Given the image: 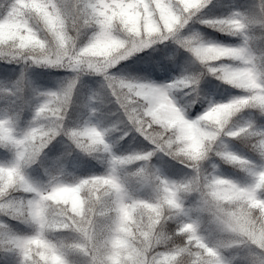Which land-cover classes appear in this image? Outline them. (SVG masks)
I'll list each match as a JSON object with an SVG mask.
<instances>
[{"label":"snow or ice","instance_id":"1","mask_svg":"<svg viewBox=\"0 0 264 264\" xmlns=\"http://www.w3.org/2000/svg\"><path fill=\"white\" fill-rule=\"evenodd\" d=\"M211 0H67L63 2V12L52 15L38 13L43 8L49 11L56 7L55 0H12L6 13L0 16V48L10 51L5 55L9 62L23 61L36 65L59 67L71 72L83 71L79 54L73 52L79 47L77 38L90 30V43L81 51L87 55L101 49L115 50L122 47L124 41L118 34L135 31L134 22L140 21L147 9L150 14L162 21L161 32L175 35L176 32L198 20L218 31L231 35H240L243 43L239 46L214 44L210 50L201 45L195 49L210 71L218 78L239 87L246 93L231 99L229 107L210 106L217 121L214 128L202 127L199 121L189 122L179 113L168 109H150L146 115L139 107L141 96L163 97L165 92L177 82L155 85L146 82H128L105 73V80L112 91L123 119L128 125L153 145L154 151L134 154L128 160L148 162L156 152L180 158L186 167L192 170V176L182 182H173L162 178L156 172H146L142 167L135 175L140 183L155 184L158 190L157 200L130 199L122 195L120 183L110 173L80 179L73 184L63 183L53 177L47 186L41 188L29 181L24 169L33 163L47 144L59 135L67 106L71 99L75 80L57 91L41 92V101L36 107L31 126L18 134L11 118L0 119V147L11 149L14 160L9 164H0V215L34 226V233L20 236L12 233L3 221H0V251L11 253L18 258V264H69L68 255L78 253L87 258V264H179L183 255L190 256L191 264H227L223 248L213 247L201 234L199 218L192 219L185 209L183 197L189 190H195L198 199L197 211L201 212L213 202L216 214L219 206L227 202L230 213L246 225L239 234H233L228 247L239 245L255 246L264 251V167L257 168L251 161L228 151L219 152L224 160L247 170L253 176V182L242 186L230 179L214 174H204L199 167L200 161L207 155V148L213 146L221 136L233 137L257 132L261 139L252 145L264 155V130H256L253 125L232 130L228 120L235 112L248 107L264 110V71L260 58L249 48L246 23L256 17L242 12L208 19L199 15ZM264 13V6L260 9ZM71 15V31L76 35L71 44L66 43V29L60 16ZM36 17L43 24L52 25V34L56 37V48L50 50L40 31L31 21ZM171 31L164 33V26ZM47 27V25H45ZM141 33L143 26L141 23ZM130 39L134 37L129 36ZM40 40L41 43H36ZM196 38L183 41L191 47ZM217 61L208 63V61ZM225 60L235 61L226 63ZM88 70L97 72L103 68L90 65ZM195 82V78L185 77L181 85ZM123 90V94L122 91ZM16 94V88L9 90ZM153 117H156L154 120ZM163 117V120L160 119ZM52 122L54 127H48ZM165 127L157 130L160 124ZM175 127L176 135H167ZM76 147L87 153L103 152L110 154L105 132L95 126L85 125L70 133ZM125 160H115L114 167L124 164ZM12 192L27 195L23 199H9ZM120 195L119 225L113 231L109 227L103 244L97 241L105 235L98 231L101 216H111L115 205L114 195ZM178 220L177 236L183 237V247H168L170 237L162 235L158 229L168 220ZM70 231L78 233L71 243L52 242L47 239L48 232ZM264 264V259H260Z\"/></svg>","mask_w":264,"mask_h":264},{"label":"trees","instance_id":"2","mask_svg":"<svg viewBox=\"0 0 264 264\" xmlns=\"http://www.w3.org/2000/svg\"><path fill=\"white\" fill-rule=\"evenodd\" d=\"M217 1L218 0H211L205 9L218 6L220 3ZM257 2L259 4V0H257ZM11 3L12 0H0V16H3L6 13ZM227 11L228 8H224L223 13H221V9L218 8V10H213V14H224ZM31 23L33 27L39 30L40 25L38 21H31ZM218 32L219 31H217V33ZM90 35V30L82 32L77 38L78 46H83L90 38ZM253 36L255 37L254 49L258 53L257 56L260 58L261 66L264 71V55H261L264 53V34H261L259 31H255ZM225 37L228 39L231 38L230 34L225 35ZM173 49L174 56L172 57L173 61L171 64H168V61L164 62L160 57L162 53L166 54V48H162L159 55L156 53H151L150 57L154 63V72L158 78H162L171 73L175 75V79L181 76H197L202 71L198 62H196L191 56L184 55L176 48ZM9 51V49L0 48V53H4L5 55ZM143 55L144 51L133 56L131 59L122 62L117 66V68L125 73H131L134 69L141 68L147 62V59H144ZM0 58H3V56H0ZM18 64L22 65L19 70L21 73L20 86L18 87L16 94L13 95L12 101H10V108L12 110L13 119L15 122L31 126L35 109L41 101L40 93L46 91H57L63 87H66L68 81L72 79L74 74L68 69L36 65L32 64L31 62L24 63L22 60L19 62L12 61L10 63V67L16 66ZM90 76L91 75L89 74H85L78 79L67 106L63 126H77L83 122V119L87 113V99L85 96V90L86 84L90 82ZM220 83L221 82L215 77L211 75H205L200 80L197 91L194 94V103L190 101L185 103L188 98H181L180 95H178L176 98L181 103V105L188 109L189 112H194L203 105V102L207 97L206 91L211 87L214 92H217L218 85ZM234 90L236 89H232V87L224 85L222 95ZM97 92L98 96H102L104 98V100L98 104V111L109 115H115L120 112L119 105L116 102L114 105L109 104L106 99L108 95L104 90L98 89ZM122 121L126 122L124 119H122ZM122 124L124 123L121 122L118 128L123 126ZM233 140L239 142V147L243 151L252 154L256 158H260L258 153L253 151L250 143L251 140L240 138H234ZM106 155L107 154L103 152L91 154L84 152L83 150L77 148L75 143L70 140L62 131L47 144V146L37 156L35 161L28 165L24 170L39 177L46 178L50 174L49 166L51 162L56 159H60L67 167L75 169L76 171H98L104 169ZM13 159L14 154L11 149L0 147V163L8 164L12 162ZM142 164L143 163L140 165L133 164L129 166L127 170L128 173H131L138 167L142 166ZM220 165L225 169H235L239 173L243 172L239 166L234 165L226 160H222ZM203 166L204 169L201 171L204 174H209L211 167L210 164L204 163ZM147 167L151 170V172H156L158 175L160 173H166L170 177V181L173 182L185 181L193 174L190 168L184 166L175 159L165 156H162L159 159L157 158L155 161L153 158H151L150 161L147 162ZM183 201L185 209L191 210L189 215L196 216L203 224L204 214L197 211L198 196L196 194H186L183 197ZM178 226V220L176 219L168 220L163 224L164 235L170 237V239L166 241V245L168 247L184 246L183 237L176 235ZM62 232L74 234L70 231ZM62 232H54L51 234L56 235ZM216 239L217 237L213 239V242H215ZM248 250L249 249L245 246L242 253L239 254L238 257L233 258L228 264H243V258L248 254ZM5 254L6 253L3 251H0V264H6ZM191 259L192 258L190 256L185 254L179 258V264H191Z\"/></svg>","mask_w":264,"mask_h":264},{"label":"clouds","instance_id":"3","mask_svg":"<svg viewBox=\"0 0 264 264\" xmlns=\"http://www.w3.org/2000/svg\"><path fill=\"white\" fill-rule=\"evenodd\" d=\"M63 2L64 0H55L56 7L52 8L51 11H49L47 8L41 9V11L38 13L39 17H43L44 15H52L53 12L55 13H62L63 12ZM67 2L70 3V0H67ZM264 6V0H259L258 4V9L259 11L255 14H247L248 16H253L255 15V19L252 20L250 24L246 23L247 27V35H248V42H249V48L251 49L252 53L258 57L255 52H254V39L255 37L253 36V33L255 31H259L261 34H264V13L260 12L261 7ZM61 23L63 25V28L66 29V43L71 44V38L75 37V33L71 31L72 27V20H71V15H63L61 14L60 16ZM32 21H38L40 28L38 31H40L41 37H43V40L47 42L48 48L50 50H53L56 48V37L52 34V25L47 24V21H45L43 24L40 22L39 19L36 17H33ZM141 23L143 26V33H141ZM161 24L162 21L158 20L154 14H150L149 10H145L142 13L141 20L134 22V27L135 31L132 30V26H129V31L126 33H120L118 34L119 38L124 41V44L122 47L116 48L115 50H108L105 51L101 49L100 51H93L85 55L81 49L86 48L90 41H87L83 46H79L74 52L73 55L79 54L82 63V67L84 68L83 71H80L79 73H74L71 80L68 81L67 85L75 80V85L78 81V79L85 75H98L100 76L105 84L106 89L111 93V89L108 87V82L105 80L104 76L105 73H107L109 76H113L119 80H124L128 82H139L136 79L133 78H128V77H122L115 75L113 70L117 68L118 65H120L122 62L131 59L133 56L138 55L139 53L148 50L150 48H153L157 43H164L166 41H173L176 44H178L180 47H182L184 50L189 52L191 56L194 58L196 62L200 65L202 71L197 75V76H181L175 80H172L168 84H173L174 82H177L176 85L170 89H168L163 97L160 96H151V97H144L141 96L140 100L142 101V104L139 105L141 110L146 114L149 115L150 109H168L171 112L179 113L183 116V118L189 122L193 121H199L200 125L202 127H207V128H214L217 121L214 119V114L212 112V108H208L206 111H204L202 114L197 116L195 119H188L186 117V109L182 107L176 97L178 95L183 97H187L188 100L185 101V103H188L189 101L194 103L195 102V93L197 91V87L200 83V80L203 78L205 75H211L215 77L217 80L228 84L233 87L232 84L228 83L227 81L218 78L212 71L209 70L207 64L202 61L201 56L197 54L195 49L200 48L201 45L207 46V50H210L212 46L216 43H209L205 42L199 35L197 34H188V35H183V30L187 26L185 25L183 28H180L175 35H167L166 38L162 36L161 32ZM47 25V27H45ZM171 30L165 25L163 32L168 33ZM129 36L134 37V39H130ZM233 36H238L241 37L240 35H233ZM196 38V42L191 46V47H186L183 44V41L188 40L190 38ZM242 38V37H241ZM36 43H41L40 40H37ZM243 43V40H242ZM261 55H264L262 53ZM173 53H168L165 59L173 57ZM259 58V57H258ZM217 61H208V63H216ZM226 63H235V61L231 60H225ZM90 65H95L97 68H103V71L97 72L95 70H88ZM185 77H192L195 78V82H189L186 84L181 85L179 82L183 80ZM237 89H241L239 87H235ZM74 89V88H73ZM72 89V93H73ZM122 94H123V90ZM72 96V94H71ZM231 103V100L223 103H218V107H224L227 108L229 107ZM248 108H254V109H259L255 107H248ZM245 109V108H244ZM243 110V109H242ZM242 110H239L235 112V114L230 116V119L228 120V125L231 119L239 112ZM261 114L264 115V110L259 109ZM155 120L156 117H153ZM161 120H163V117H160ZM48 127H54V124L52 122H49ZM165 127L163 123L160 124L159 128L157 130H160L161 128ZM63 132L64 134L70 139L71 135L70 133L72 132L73 129H65L63 126ZM117 131L122 132V136H127L129 134V131L134 130V128L130 127L128 130H123V129H116ZM241 132H243V128L240 127ZM177 130L175 127L170 128L168 130L167 135L169 136H174L176 135ZM247 136L251 137V146L254 143H257L261 137L258 136L257 132H249L246 133ZM241 135H235V137H239ZM108 144V143H107ZM109 145V144H108ZM110 146V145H109ZM111 149V147H110ZM253 151L257 152L260 159L264 160V155H262L258 150L254 149L252 147ZM150 151H154V148ZM148 151V152H150ZM213 151V146H209L207 148V155L204 159L207 158V156ZM157 153V152H156ZM219 151H217L215 154L218 155ZM134 154H127V155H117L110 151V154L107 156L108 160V172L112 175H114L117 179V181L120 183L121 189H122V195L125 197H128L130 199H139V200H144L142 198H139L133 194V192L130 190V183L132 182L133 179H135V175L138 173L140 168H144L146 172H151V170L147 167V162L131 159L128 160V157H132ZM173 159H178L181 161L180 158H174L170 156ZM113 159L119 161V160H125L126 162L119 167H114L113 166ZM203 159V160H204ZM201 160V161H203ZM200 161V162H201ZM138 162H143L142 166L138 167L131 173H128V168L129 166L136 164ZM200 167V165H199ZM144 184H149V183H144ZM153 192H154V198L151 199L153 201L157 200L158 196V190L157 186L155 184H150ZM186 194H196L195 190H189ZM185 194V195H186ZM120 195L121 194H116L113 197L112 204L115 205V208H113V212L111 216H101L98 220V231H102L105 233L104 236H102L97 242L102 245L104 240L109 238L107 236V231L109 227L112 228L114 231L116 227L119 225V203H120ZM198 199L200 197L198 196ZM201 213L204 214V220L203 224L204 226L212 233H215L217 236V239L215 242H213L211 245L213 247H221L224 250L230 249L228 247L229 241L232 237L233 234H239L241 233L244 228L246 227L245 224H243L240 220H238L236 217H234L230 211H229V206L227 202H224L219 206V214H216V204L213 202L208 208L204 209L201 211ZM201 224V222H200ZM158 231L164 235V230H163V225L158 229ZM55 231L48 232L47 233V239H49V234L54 233ZM78 235V233L72 232ZM165 236V235H164ZM53 242V241H52ZM249 249L248 254L243 258V264H260V259H264V251L259 250L255 246H249V245H244Z\"/></svg>","mask_w":264,"mask_h":264},{"label":"rangeland","instance_id":"4","mask_svg":"<svg viewBox=\"0 0 264 264\" xmlns=\"http://www.w3.org/2000/svg\"><path fill=\"white\" fill-rule=\"evenodd\" d=\"M227 4L229 5V13L226 15L218 16V15H211L210 12L207 10H202V12L199 14L205 18L208 19H217V18H223L228 15H230L233 12H242L244 14H255L259 11L258 4L256 0H226ZM207 27V25L201 24L198 22V20H194L189 22V24L184 28L183 35L188 34H197L199 35L205 42L209 43H216V44H222L226 46H239L242 44V38L235 36L233 39H223L221 36L214 35L215 33L212 31L211 27ZM224 33V32H222ZM225 34V33H224ZM176 48L180 52H182L184 55L190 54L186 50H184L182 47H180L178 44H176L173 41H166L164 43H157L153 48H150L144 52L143 58L145 59L146 56L148 57V61L150 60V54H160V51L162 48H166L167 51L170 53L173 48ZM171 49V50H170ZM255 52V51H254ZM256 54V53H255ZM191 55V54H190ZM2 65V64H1ZM0 65V70L3 72H0V94L2 96L8 97L9 90L16 88L19 84L20 76H19V68L18 65L11 66L9 65ZM151 66H143L142 69H136L132 71L131 73L127 74L119 68H115L113 70L115 75L122 76V77H128L138 80L139 82H146V83H152L155 85H166L172 80L165 79V80H159L157 79L152 72L150 71ZM6 73V74H5ZM172 77V75H171ZM89 83L86 84V95L88 98V114L84 120V122L79 126H70L67 125L64 128L65 129H75L79 127H83L86 124L95 126L99 130L105 132V140L106 143H108L111 147V151L117 155H127V154H142L144 152H148L153 149V145L150 144L143 136L138 135L136 136V132L134 130L129 131V134L126 137L125 140L120 141L119 137L122 136L121 131H117L118 126L120 123L123 126H121L119 129L128 130L130 129V125H128L126 122L122 121L123 116L122 112L120 110L119 113L115 115H109L105 113H101L100 111H97V106L99 103H101L104 98L102 96H98V89H102L107 93V101L109 104L114 105L116 100L111 95V93L106 89L103 79L98 75H91L89 77ZM246 93L244 90L239 89V91L234 90L233 92L227 93L225 96H215L212 93H209L207 101L205 105L196 113L190 114L186 110V117L188 119H195L197 116L202 114L204 111H206L211 105L216 103H223L227 102L235 97L243 96ZM106 101V102H107ZM117 103V102H116ZM254 108H245L241 112L237 113L229 122L228 127L232 130L238 129L240 127L246 126L247 124H251L254 126L256 130H264V115L259 114L257 115L254 113ZM259 110V109H257ZM5 118H11V114L9 111L8 104H4L0 108V119ZM13 122V121H12ZM14 128L18 134H23L29 127L27 126H18L14 124ZM115 127V128H114ZM241 138H247L251 139V137L247 135H241L239 136ZM238 137V138H239ZM235 140H233V137L228 136H221L217 142L213 145V151L207 156L206 159L200 162V168L201 170L204 169L202 163L203 162H209V163H216V159H218V155L215 153L217 151L223 152L228 151L233 154L239 155L240 157L247 159L251 161L257 168L264 167V160L251 158L250 156H246L243 153H240L239 148H235ZM160 157V156H167L161 152H157L153 157ZM170 157V156H168ZM171 158V157H170ZM159 159V158H158ZM173 159V158H172ZM178 160V159H175ZM155 161V159H154ZM158 161V160H157ZM180 161V160H178ZM11 163V162H10ZM185 166L184 163L181 161L179 162ZM4 164V163H0ZM9 164V163H8ZM214 166V171L210 174H214L226 179H230L242 186H246L253 182V176L249 171L246 170V176L240 177L237 174H235L232 171H225L221 168H219L217 165ZM64 163L58 159L50 166V174L47 179H41V177H38L37 175H34L31 172L24 171L26 177L29 179L31 183H33L37 187H45L48 185L49 181L53 177L59 178V180L63 183L67 184H73L78 182L80 179H85L91 176H98V175H105L108 172V161L107 166L102 171H76V170H67ZM165 179L170 181L169 177H165ZM130 190L133 192V194L139 198L151 200L154 198V192L149 184L139 183L137 180L133 179L132 182L129 185ZM28 194L22 193V192H12L9 195V199H23L27 198ZM191 213V210H189ZM192 219H197L196 216H193ZM0 221H3L6 223L9 227V230L12 233H15L20 236H28L32 235L35 231L34 226L31 224H22L20 221L15 219H9L8 217L0 215ZM201 234L206 237L208 242L211 244L213 243V239H215L216 234L210 232L201 222ZM76 238V234L71 233H61L57 236L56 240L51 239L53 242H64V243H71ZM50 239V238H49ZM245 248L244 245H239L238 247L230 248L223 250V254L226 258V261L228 262L230 259L237 257L239 254L242 253L243 249ZM247 248V247H246ZM249 252V250H248ZM69 264H87V258L81 256L78 253H70L68 255ZM8 264H18V258L14 255V260L9 262Z\"/></svg>","mask_w":264,"mask_h":264}]
</instances>
